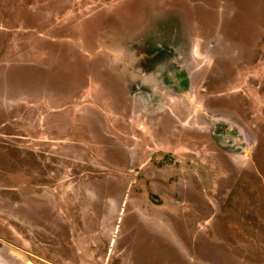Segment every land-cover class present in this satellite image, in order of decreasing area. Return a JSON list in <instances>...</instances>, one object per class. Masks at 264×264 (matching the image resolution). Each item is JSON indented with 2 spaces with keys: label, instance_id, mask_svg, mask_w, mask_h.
I'll use <instances>...</instances> for the list:
<instances>
[{
  "label": "rangeland",
  "instance_id": "obj_1",
  "mask_svg": "<svg viewBox=\"0 0 264 264\" xmlns=\"http://www.w3.org/2000/svg\"><path fill=\"white\" fill-rule=\"evenodd\" d=\"M0 264H264V0H0Z\"/></svg>",
  "mask_w": 264,
  "mask_h": 264
}]
</instances>
